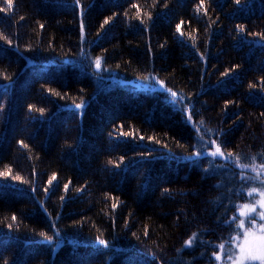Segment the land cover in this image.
I'll use <instances>...</instances> for the list:
<instances>
[{"label": "trees", "instance_id": "trees-1", "mask_svg": "<svg viewBox=\"0 0 264 264\" xmlns=\"http://www.w3.org/2000/svg\"><path fill=\"white\" fill-rule=\"evenodd\" d=\"M200 3L0 12V264H221L235 247L228 222L264 190V0Z\"/></svg>", "mask_w": 264, "mask_h": 264}, {"label": "snow or ice", "instance_id": "snow-or-ice-1", "mask_svg": "<svg viewBox=\"0 0 264 264\" xmlns=\"http://www.w3.org/2000/svg\"><path fill=\"white\" fill-rule=\"evenodd\" d=\"M0 2L4 4L3 7H0V12L8 13L13 9V0H0ZM77 3H79V0H77ZM203 3L204 0H201L200 6L197 8V12L201 11ZM236 3L239 4L240 0H236ZM133 6L137 7L136 5ZM204 14L207 15L206 9L204 10ZM104 23H109V20H105ZM41 27H43V25H41ZM81 28H83V23H81ZM177 31H180V25L177 26ZM241 31H243V29H241ZM181 35H183L182 32ZM0 38L5 37L0 34ZM9 43H11V41H9ZM95 64L97 69L101 68L100 59H97ZM225 75H227V73H225ZM54 94L59 95V93ZM172 96H176V93H172ZM77 106L83 107L82 104ZM39 111L42 113L43 109H39ZM189 119H191V117H189ZM196 155L199 156L200 153H197ZM208 155L214 158L217 156L225 159L228 158L225 156V153L221 151L219 145L216 146L214 151L208 153ZM243 167H246V165ZM253 171H256V169L253 168ZM9 172L10 170H8V172L0 173V175H7ZM259 175L260 173L257 172V176ZM54 180H56L55 175L52 176L48 183L52 184ZM261 184L264 185V181H261ZM64 189L65 191L68 190L67 184H65ZM247 195L249 197H253L254 205H258L262 210L257 212L256 207L248 203L238 206V215H234L232 217V221H229L228 223L231 224L233 221H235L236 228L240 231L233 238L232 243L235 245L234 248L226 249L225 244L223 243L217 246L220 250V253L215 254V260L221 262V264H225L226 261H230L231 264H264V190H258L257 188L253 187L251 191L247 193ZM255 196H259L260 199H255ZM115 206L116 205H113V207ZM239 217H244V219H240ZM256 218H258L261 222L258 223ZM12 219L15 220L16 217L13 216ZM195 240L196 234H193V236L186 241V247H191ZM100 243L105 244L104 241H100ZM105 246L107 245L105 244Z\"/></svg>", "mask_w": 264, "mask_h": 264}, {"label": "rangeland", "instance_id": "rangeland-1", "mask_svg": "<svg viewBox=\"0 0 264 264\" xmlns=\"http://www.w3.org/2000/svg\"><path fill=\"white\" fill-rule=\"evenodd\" d=\"M252 173H253V175L256 177L257 176V173H255V171H252ZM264 177V176H263ZM257 200H259L260 199V197L258 196L257 198H256ZM250 205H252V206H255L256 207V211L257 212H259V211H261L262 209L258 206V205H254V202H252V203H249ZM240 219H244V217H239ZM257 219V222L258 223H260L261 221H259V219L258 218H256ZM246 224H247V222H246ZM221 263V262H220ZM225 264H231V262L230 261H226L225 262Z\"/></svg>", "mask_w": 264, "mask_h": 264}]
</instances>
